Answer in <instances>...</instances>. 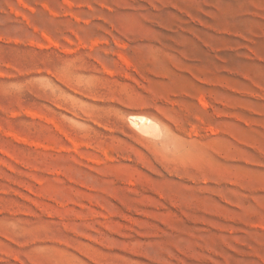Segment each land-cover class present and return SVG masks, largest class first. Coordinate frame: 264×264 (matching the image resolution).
<instances>
[{
    "label": "rangeland",
    "instance_id": "obj_1",
    "mask_svg": "<svg viewBox=\"0 0 264 264\" xmlns=\"http://www.w3.org/2000/svg\"><path fill=\"white\" fill-rule=\"evenodd\" d=\"M0 264H264V0H0Z\"/></svg>",
    "mask_w": 264,
    "mask_h": 264
},
{
    "label": "bare ground",
    "instance_id": "obj_2",
    "mask_svg": "<svg viewBox=\"0 0 264 264\" xmlns=\"http://www.w3.org/2000/svg\"><path fill=\"white\" fill-rule=\"evenodd\" d=\"M130 120L134 126L138 127L140 130L144 132H149L155 129V125L151 123L150 120H148L143 116H139V115L131 116Z\"/></svg>",
    "mask_w": 264,
    "mask_h": 264
}]
</instances>
